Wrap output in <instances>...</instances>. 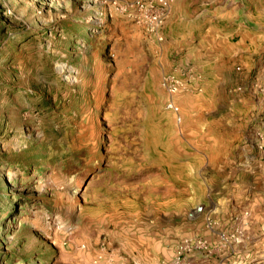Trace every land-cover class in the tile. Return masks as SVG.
<instances>
[{
    "label": "rangeland",
    "instance_id": "1",
    "mask_svg": "<svg viewBox=\"0 0 264 264\" xmlns=\"http://www.w3.org/2000/svg\"><path fill=\"white\" fill-rule=\"evenodd\" d=\"M0 264H264V0H0Z\"/></svg>",
    "mask_w": 264,
    "mask_h": 264
},
{
    "label": "built area",
    "instance_id": "2",
    "mask_svg": "<svg viewBox=\"0 0 264 264\" xmlns=\"http://www.w3.org/2000/svg\"><path fill=\"white\" fill-rule=\"evenodd\" d=\"M160 1H162V0H160ZM172 107H173L175 110H177V108H176V107H174L173 105H172Z\"/></svg>",
    "mask_w": 264,
    "mask_h": 264
}]
</instances>
